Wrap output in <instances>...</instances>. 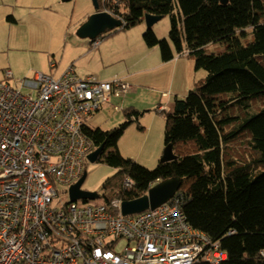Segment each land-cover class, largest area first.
Returning a JSON list of instances; mask_svg holds the SVG:
<instances>
[{
	"label": "trees",
	"instance_id": "1",
	"mask_svg": "<svg viewBox=\"0 0 264 264\" xmlns=\"http://www.w3.org/2000/svg\"><path fill=\"white\" fill-rule=\"evenodd\" d=\"M120 3L109 7L124 22L119 30L144 22L145 14L169 16V41L148 28L146 46L159 48L163 62L175 58L174 48L206 77L175 99L172 112H159L165 116L164 145L173 147L174 161L148 169L123 157L119 141L143 114L136 108L124 109L127 120L112 130L85 128L95 148L103 147L97 163L126 173L105 186V204L140 198L156 183L180 177L184 214L192 227L221 243L228 258L220 264H264V107L251 104L264 106V0ZM8 20L16 22L13 16ZM249 28L253 44L244 46ZM219 41H225V49L208 54L207 47ZM126 178L134 181L131 189L124 187Z\"/></svg>",
	"mask_w": 264,
	"mask_h": 264
},
{
	"label": "built area",
	"instance_id": "2",
	"mask_svg": "<svg viewBox=\"0 0 264 264\" xmlns=\"http://www.w3.org/2000/svg\"><path fill=\"white\" fill-rule=\"evenodd\" d=\"M100 2L105 12L118 17L109 7L119 6L120 0ZM100 44L99 38L93 42L94 47ZM4 77L0 81V264H220L227 260L220 242L188 222L183 193L133 216L122 215L119 199L107 206L104 200L96 203L98 195L72 197L73 187L85 175L84 163L95 150L85 132L87 120L113 97L126 95L132 88L128 82L80 78L72 68L59 78L37 73L17 86L10 82L11 71H5ZM134 185L132 179H125V188Z\"/></svg>",
	"mask_w": 264,
	"mask_h": 264
},
{
	"label": "rangeland",
	"instance_id": "3",
	"mask_svg": "<svg viewBox=\"0 0 264 264\" xmlns=\"http://www.w3.org/2000/svg\"><path fill=\"white\" fill-rule=\"evenodd\" d=\"M30 9H33L31 13L29 12ZM95 12L94 0H21L20 4L12 10L9 9L0 21V79L3 78L2 71L5 69L12 70L16 82L24 78L32 79L37 73L55 78L73 63L75 55L81 52L80 46L82 44H86V48L91 53L94 52L97 48L92 47L91 40L79 38L77 31ZM9 16H13L16 22L13 23L8 20ZM152 28L158 39L169 41L171 29L169 16L164 17ZM147 29L148 26L144 20L132 28L113 32L106 31L99 36L102 39V44L107 42L116 49L118 53L116 56L121 57L122 55L123 61L107 66L98 56H93L94 60L87 57L79 65L73 63V66L76 69L95 67L101 71L127 66L141 54L143 49L147 48L143 36ZM246 32V37L242 39L243 45L250 46L253 44V30L249 28ZM47 43H52L53 51L47 54L49 60L46 61L44 47ZM225 46V41L212 43L207 47L206 52L208 54L220 52L225 49ZM27 48L32 49L28 50ZM190 61L193 63L192 73L194 75L196 72L194 70L196 69L195 62ZM51 63L58 64L56 70L50 69ZM200 71L206 77V72ZM95 74L94 72L92 75ZM99 78L103 79L100 76ZM12 84L15 86V81ZM163 92L165 91H161V94ZM123 96L112 98L110 103L104 105L101 111L91 116L87 120L89 128L109 131L123 124L127 120L124 111H121L127 97L124 96V98ZM153 102L149 98H144L142 104L136 108L143 112L139 125L144 129L139 130L136 123L132 124L118 144L123 157L131 158L148 169L157 167L165 150V116L157 113L155 107H151ZM251 104L256 110L264 107L260 101ZM114 105L120 107L115 110ZM154 116L156 117L153 118ZM152 119L157 124H155L154 130L150 132ZM84 174L85 179L81 190L98 195L100 199L96 203L103 201V195L107 192V187L105 189L107 184L118 181L121 177H126V173L119 169L104 163H91L88 160L84 163ZM82 204L83 200H80L79 205Z\"/></svg>",
	"mask_w": 264,
	"mask_h": 264
},
{
	"label": "crops",
	"instance_id": "4",
	"mask_svg": "<svg viewBox=\"0 0 264 264\" xmlns=\"http://www.w3.org/2000/svg\"><path fill=\"white\" fill-rule=\"evenodd\" d=\"M20 2L21 0H13L12 2L11 0H0V21L4 18L5 14L8 13L9 9L12 10L19 5ZM32 11L33 9L29 10L30 13ZM52 46V43H47L44 47L46 61L49 60L47 54L52 53L53 51ZM80 48H82L81 52L76 54L73 59V63H76L77 65L87 57L94 60L93 56H98L107 66L123 61V58H121L122 55L121 57L116 56V54H118L116 49L111 47L107 42L101 44L92 53L86 48V44H82ZM27 49L31 50L32 48ZM173 53L175 56L173 60L170 62H163L159 48L147 47L146 49H143L141 54L127 66H121L116 69H104V71H101L95 67L88 69L79 67V69H76L72 63L55 78L63 76L70 68H72L74 73L80 78H85L87 76L97 77L99 75L103 79H100L99 76L98 79L102 81H111L115 78L124 79L131 84L132 88L126 93L127 95H124L127 96L125 102L124 99H122V102H124L123 110L127 109V107L133 108L134 106L135 108H138L142 104L144 98H149L154 101L151 105L152 108L155 107V109H157L160 107V109H164L166 112H172L175 105V99L185 97L190 91L192 83L194 86L198 80L205 78L203 73L197 69H194L197 73L195 72L193 75V63L190 61L192 60L191 58L186 56L180 57L176 54L174 48ZM55 65L56 67L53 68L50 64V69L56 70L58 64ZM94 72L96 74L92 75ZM199 77L201 78L199 79ZM166 90H168V92H166ZM161 91L165 92L161 94ZM164 98H166L165 101ZM116 107L114 108L116 109ZM155 117L156 116L153 118ZM153 120L154 119L150 122V132L154 130L155 124H157L154 123ZM139 127V130L144 129L141 125H139Z\"/></svg>",
	"mask_w": 264,
	"mask_h": 264
},
{
	"label": "water",
	"instance_id": "5",
	"mask_svg": "<svg viewBox=\"0 0 264 264\" xmlns=\"http://www.w3.org/2000/svg\"><path fill=\"white\" fill-rule=\"evenodd\" d=\"M222 5H227L229 0H218ZM95 2L96 12L92 14L87 21H85L77 31V36L81 39H89L91 41L95 40L98 36L106 31H116L123 28L124 23L122 20L113 17L106 12L99 11V5L97 1ZM145 22L148 28H152L160 20L162 16H155L151 14H145ZM103 147L97 148L90 155H88L87 160L91 163H96L99 155L101 154ZM177 157L173 152V147L171 145L165 147L161 161L162 163L171 162L176 160ZM85 179V175L81 181L73 187L72 197H92L96 194H90L80 190ZM182 181L180 177H172L165 179L153 185L149 191L142 197L122 202V215L123 216H133L138 215L148 210H154L161 205L169 202L181 189Z\"/></svg>",
	"mask_w": 264,
	"mask_h": 264
},
{
	"label": "clouds",
	"instance_id": "6",
	"mask_svg": "<svg viewBox=\"0 0 264 264\" xmlns=\"http://www.w3.org/2000/svg\"><path fill=\"white\" fill-rule=\"evenodd\" d=\"M102 6H103V5H102ZM99 8H100V7H99ZM99 11H100V12H105L104 7H103V9H99ZM106 13H107V12H106ZM108 14H109V13H108ZM110 15H111V14H110ZM112 16H113V15H112ZM113 17H115V16H113ZM115 18L122 20L119 16H118V17H115ZM122 22H123V20H122ZM123 23H124V22H123ZM98 38H99V36H98L96 39H98ZM96 39H95V40H96ZM99 39H101V38H99ZM95 40L90 41V43H91V45H92L93 48H98L99 46H98V47H94V46H93V42H94ZM101 44H102V39H101ZM101 44H100V45H101ZM55 67H56V65H55ZM5 71H11V70H9V69H5V70H3V71H2V73H3V78L0 79V81L3 80V79L5 78V77H4V73H5ZM11 73H12V71H11ZM47 76H48V75H47ZM12 78H13V79H11L10 82L13 83V81H15L16 86H17V82H18V81L16 82V80H14L13 73H12ZM123 80H124V79H123ZM125 81H126V80H125ZM126 82H127V81H126ZM128 83H129V82H128ZM129 84H130V83H129ZM130 85H131V84H130ZM157 109H158V110H157V113H159V112H161V111L164 110V109H160V107L157 108ZM95 150H96V148H95ZM95 150H94V151H95ZM156 184H157V183H156ZM178 192H179V191H178ZM178 192H177V193H178ZM174 197H175V196H174ZM174 197H173V198H174ZM173 198H172V199H173Z\"/></svg>",
	"mask_w": 264,
	"mask_h": 264
}]
</instances>
